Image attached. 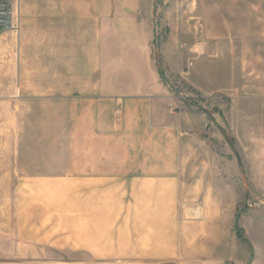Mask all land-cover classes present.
Segmentation results:
<instances>
[{"label": "rangeland", "instance_id": "obj_1", "mask_svg": "<svg viewBox=\"0 0 264 264\" xmlns=\"http://www.w3.org/2000/svg\"><path fill=\"white\" fill-rule=\"evenodd\" d=\"M66 1L15 0L12 30L22 5ZM176 2V25L156 41L180 31L209 53L196 65L184 55L169 82L178 98L217 115L203 136L219 163L228 160L233 186L213 189L218 202L187 187L168 218L162 204H123L119 219L101 220V184L83 181L100 158L89 156L101 152L100 125L73 122L64 98L27 101L16 81L3 85L0 56V264H264V0ZM101 231L121 233L123 251L101 252Z\"/></svg>", "mask_w": 264, "mask_h": 264}, {"label": "crops", "instance_id": "obj_2", "mask_svg": "<svg viewBox=\"0 0 264 264\" xmlns=\"http://www.w3.org/2000/svg\"><path fill=\"white\" fill-rule=\"evenodd\" d=\"M164 1L174 3L173 9L167 10ZM176 4L67 0L22 5L19 28L0 36L3 85L16 81L27 101L64 98L77 119L73 122L100 125L101 152L89 153L100 158L85 169L83 181L101 184V220L119 219L123 204H162L167 216L161 218H168L170 204L180 202L187 187L206 189L214 197V188L233 186L228 160L219 163L217 150L203 136L217 115L178 98L169 82L186 66L184 55L194 57L196 65L209 53L180 31L156 41L159 30L176 25L169 15ZM194 142L198 146L192 147ZM192 213L199 216L202 209ZM121 244V233L101 231V252L123 251L115 247Z\"/></svg>", "mask_w": 264, "mask_h": 264}, {"label": "built area", "instance_id": "obj_3", "mask_svg": "<svg viewBox=\"0 0 264 264\" xmlns=\"http://www.w3.org/2000/svg\"><path fill=\"white\" fill-rule=\"evenodd\" d=\"M15 0H0V36L17 26ZM185 72V71H184ZM183 74V72L181 71Z\"/></svg>", "mask_w": 264, "mask_h": 264}]
</instances>
